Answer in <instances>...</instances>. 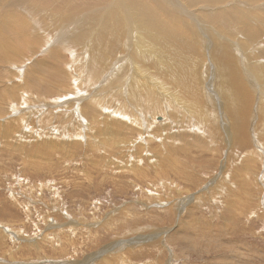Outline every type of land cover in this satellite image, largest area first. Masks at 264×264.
<instances>
[{"label":"rangeland","instance_id":"1","mask_svg":"<svg viewBox=\"0 0 264 264\" xmlns=\"http://www.w3.org/2000/svg\"><path fill=\"white\" fill-rule=\"evenodd\" d=\"M144 1L152 2L149 8L164 21L177 17L186 22L181 21L180 27L197 45L189 47L192 57L181 56L183 68H177L178 76L185 74V83L173 81V74L159 62L167 52L164 47L158 49L163 36L153 37L146 15L129 18L121 27L115 26L117 32H110L115 25L110 16L119 3L112 6L109 0H79L75 14V9L68 12L67 7L40 6L45 17L38 25H44L46 33L66 27V35L59 36L65 45L50 37L40 48L39 44L24 48L14 63L0 64V90L10 88L3 98L13 96L11 103L0 97V264H264V24L259 16L264 0H225V18H212L207 5L199 14L197 8L179 0H157L165 7ZM10 9L15 12L14 7ZM238 10L252 11L251 27L240 21ZM204 23L227 32L226 49L230 50L231 41L236 42V50L229 54L206 50ZM138 26L148 33L142 32L143 42H139L141 29L135 31ZM234 28L245 31L234 37ZM197 32L203 35L201 42ZM170 34L173 37L171 30ZM100 41L105 42L103 46ZM79 44L93 46L92 53L100 57L104 68L86 83L79 78L85 59V53L76 49ZM168 44L176 47L174 41ZM53 50L58 58L51 54ZM144 50L151 61L141 60ZM48 57L61 58L60 71L67 72L69 66L71 72L67 79L58 74V80L54 76L47 80L54 89L51 95L34 83L39 69L50 71ZM231 67L243 77L230 76ZM154 68L159 70L150 102L145 108L139 104L132 109L127 82L135 101L130 81ZM115 74L119 76L113 83ZM231 77L246 82L250 95L249 102L237 109L247 132L244 145L230 142L225 133L227 123L238 120L221 117V103L228 105L233 99L227 89L234 86ZM67 107L75 111L68 115L62 111ZM19 115H27L31 128L17 125ZM103 115L129 125H112V118L104 120ZM144 116L153 124L149 130ZM141 121L143 125L136 128ZM4 131L14 132L9 138ZM51 140L56 145H44ZM57 140L70 144L61 149ZM132 238L140 239L132 246Z\"/></svg>","mask_w":264,"mask_h":264},{"label":"bare ground","instance_id":"2","mask_svg":"<svg viewBox=\"0 0 264 264\" xmlns=\"http://www.w3.org/2000/svg\"><path fill=\"white\" fill-rule=\"evenodd\" d=\"M106 2H108V0H105ZM154 3H155V5H164V3L162 2V4L159 2V1H157V0H152ZM161 1V0H160ZM166 1H168V0H166ZM179 1H181L183 4H185V5H187V6H189V7H195V8H197L199 11V14H201V11H203L202 9L205 7V5H207L208 7H210V15H211V17L212 18H225L224 17V15H222L224 12L222 11L223 9H225L226 7H224L223 6V4H224V1L225 0H179ZM234 2H239V0H233ZM171 2V1H170ZM226 2V1H225ZM233 2V3H234ZM241 2H242V0H241ZM258 2V1H257ZM47 3H49L50 5H52V6H54V7H60L61 9H65V7H67V10H68V12H70L71 10H73V9H75L76 11L73 13V14H75V13H77V12H79V10H80V6H79V0H64V3L61 1V0H0V7H1V9L3 8V11L0 13V64H5V63H14L13 61H14V59H17L18 57H19V55L24 51L23 49L24 48H26L27 49V47L28 48H30V47H33V45H38L39 44V48H40V46H44V43H46V42H48V41H50L51 39H50V37H54V38H56L57 40H59V36H65L66 35V33H67V29H66V27H64V26H62L61 28H54V29H58V30H56V32L55 33H48L49 32V30L51 29H49L48 31H47V33L45 32V29L43 28L44 27V25L43 26H41V25H38V23H37V21L38 20H43L44 18L43 17H45V11H41L40 12V10L38 9V8H40V6H43V5H46ZM109 3H112V6L113 5H115V4H117V3H119V7L117 8V10L115 11V15H111L110 16V18H111V20L113 21V23L115 24V25H113L112 27H111V29H110V32H117V30L115 29V30H113L114 28H116L115 26H119V27H121V23L124 25V23L123 22H126L127 21V19H129V18H131L132 19V21H133V18H135V16L136 15H140L141 16V18H142V15L144 16V17H148V20H151V21H149L148 22V24H149V31L152 33V35H153V37H156V36H159V33H161V35L163 36V38L162 39H160V40H158L159 41V44H158V49H162L163 47L165 48V50L167 51L166 53H163L162 55L164 56V57H162L163 59H162V61H161V59H160V61L159 62H161V63H164L165 64V67H164V70L166 71V72H169V74L170 75H172L173 74V76H170L171 77V79L173 80V81H176V82H179V80L181 79V81L179 82V83H185V74H184V76H178V74H180L179 73V69H177V68H183V66H182V64H180L181 62H180V59H181V56L183 57L184 55H190L191 57L193 56V54H192V52L190 51L189 52V47H195L194 46V42H191L189 39L190 38H188V37H186V32H184V29H181V27H180V22L182 21V20H178V18L177 17H173V20H171V21H164L163 19H161L160 18V16L158 15V11L156 12V10L154 9V8H149L150 7V5L152 4V2H151V4L149 3V2H147V1H144V0H109ZM170 4H172V2L170 3ZM173 4L175 5V3L173 2ZM241 4H243V3H241ZM184 5V6H185ZM111 6V5H110ZM226 6H228V5H226ZM232 6V5H231ZM239 6H240V3H239ZM246 6L248 7V9L251 7V5H248V4H246ZM10 7H14V9H15V12L14 11H12L11 9H10ZM164 7H165V5H164ZM164 7H162V10L164 9ZM233 7H234V5H233ZM149 8V9H148ZM167 8V7H166ZM179 8V7H178ZM182 8V7H181ZM228 8H231V7H229L228 6ZM227 8V9H228ZM169 9H171V8H169ZM173 9V8H172ZM175 9H177V8H175ZM234 9H236V8H234ZM247 9V8H246ZM255 9V8H254ZM257 9V8H256ZM165 10H167V9H165ZM194 10V9H193ZM262 10V9H261ZM164 11V10H163ZM173 11H174V9H173ZM179 11V10H178ZM177 11V12H178ZM182 11L184 12V13H186L187 11H186V9L185 8H182ZM197 11V10H196ZM258 11V10H257ZM168 12V11H167ZM176 12V13H177ZM181 12V11H180ZM182 12V13H183ZM237 14H238V16L240 17V21L241 22H245V21H247V23L245 24L246 26H248V27H251V24H250V20H251V18H250V14L252 13V11H242V12H244V13H240L239 12V10L238 11H235ZM72 14V15H73ZM170 14V13H169ZM193 14H195L194 12H189V15L190 16H193ZM207 14V13H206ZM57 16H60V13H58V14H56ZM67 15V14H66ZM66 15H61V18H64ZM146 15V16H145ZM184 15V14H183ZM185 16V15H184ZM259 16H262V18H263V21H262V23L264 24V10L262 11V13H259ZM72 16H70L69 17V19L71 18ZM179 17V16H178ZM204 18V17H203ZM74 19V18H73ZM213 20V19H212ZM244 20V21H243ZM27 21H29V22H31L32 23V28L29 26V23L27 22ZM40 21V22H41ZM39 22V23H40ZM177 22H179V26H178V23ZM183 22V21H182ZM197 22V21H196ZM30 23V24H31ZM43 23V22H42ZM183 23H185L186 24V22H183ZM206 23H207V21H206ZM218 23H219V21H218ZM217 23V24H218ZM205 24V23H204ZM34 25H36V26H34ZM122 25V26H123ZM219 25V24H218ZM182 26V25H181ZM185 26V25H184ZM214 26H216V24L214 25ZM220 26V25H219ZM183 27V26H182ZM187 27V26H186ZM213 27V26H212ZM212 27L210 26V25H208V24H205V26L204 27H202L201 26V28H202V30L203 31H205L206 33H207V35H205L204 33V35L206 36H204L205 38V40H206V42L208 43V45H207V47L205 46V44L206 43H204V47H205V49L206 50H208L209 49V52H221V50H225L226 52H221V53H227V54H229V53H231L230 52V50L231 49H235V48H237L236 47V42H234V43H231V41H230V50H228L227 51V49H226V47L228 46V45H226L227 44V42H228V37L227 36H225V34H227V32L225 33V34H222V33H220L219 31H217L218 30V28H216V29H212ZM247 27V28H248ZM262 27H263V25H262ZM48 28V27H47ZM140 28V26H138L136 29H135V31L136 30H138ZM200 28V29H201ZM220 28H222V27H220ZM32 29V30H31ZM141 29V33H140V35H139V42H143V40H144V38H145V36L146 35H143L142 34V32H146V31H144L143 30V28L141 27L140 28ZM199 29V30H200ZM47 30V29H46ZM170 30H171V32H173V37L171 36V34H170ZM231 30V29H230ZM229 30V31H230ZM238 31H241L240 33L238 32ZM244 31H245V29H237V28H234L233 30H231V32H234V37H236V35L237 34H242L243 35V33H244ZM264 31V30H263ZM52 32H54L53 31V28H52ZM201 32V31H200ZM254 32V31H253ZM38 33H41V35L43 36V38L44 39H42L41 40V35H39ZM147 33V32H146ZM190 33V32H189ZM148 34V33H147ZM196 34V37L197 38H199L198 39V42L200 41H202L201 39H202V37H203V35L202 36H200V34H198V32L197 33H195ZM202 34V33H201ZM187 35H189V34H187ZM193 35V34H192ZM231 35H233V34H231ZM255 35V34H254ZM227 37V38H226ZM240 37H242V36H240ZM53 38V39H54ZM210 38V39H209ZM233 38V37H232ZM41 41H40V40ZM52 39V40H53ZM55 39V40H56ZM203 39V40H204ZM238 39V38H237ZM60 42H62V44L63 45H65V42H63V40L62 39H60L59 40ZM169 41H174V44L176 45V47L175 48H172L169 44H168V42ZM39 42V43H38ZM42 42H43V44H42ZM90 43V42H89ZM91 43L94 45V43H95V40L94 41H91ZM99 43H101V46H103L104 45V41H100ZM98 43V44H99ZM83 44V43H82ZM203 44V43H202ZM239 44V43H238ZM22 46V51H20L18 48L19 47H21ZM195 45H197V44H195ZM87 44H84L83 45V48H82V46L80 47V44H79V47H76V49H80L79 51H80V53L82 52V53H85V59L82 61L83 63H82V65L79 67V71L81 70V72H79V78H82V80L86 83V80L87 79H90L91 78V75H93L94 73H95V71H97V69H99V68H101V69H104V68H102V67H100L101 65H100V63H99V58L97 57V55L96 54H94V53H92L94 50H93V46H91V47H89L88 46V48H87ZM100 46V47H101ZM235 48H234V47ZM38 47V46H37ZM36 47V48H37ZM97 47V46H96ZM225 47V48H224ZM103 49H104V47H103ZM191 49H193V50H195V48H191ZM216 49V50H215ZM34 50H36L35 48H34ZM197 50H198V48H197ZM236 50V49H235ZM145 52H142L141 54H140V58H141V60H143V61H149L148 59H147V55H149L148 54V52H146V50H144ZM233 51V50H232ZM34 53H35V51H33ZM50 52V51H49ZM48 52V54H50ZM57 52V51H56ZM55 52V50H53L52 51V53L51 54H53V56H56L57 57V53ZM103 52V51H102ZM196 52V51H195ZM198 52V51H197ZM236 52V51H235ZM59 53V52H58ZM107 53V52H106ZM221 53L219 54V55H217V54H215L217 57H219V56H221ZM50 54V55H51ZM60 54V53H59ZM108 54V53H107ZM195 54V53H194ZM197 54V53H196ZM61 55V54H60ZM103 55V54H102ZM105 55V54H104ZM103 55V56H104ZM198 55V54H197ZM59 56V55H58ZM106 56V55H105ZM56 57H51L50 59H49V57H48V59H47V63L49 64V70L50 71H48V75L45 73V72H43L41 69H39L38 70V75H39V77H35L34 78V83H36V85H37V87H39V91L40 90H42V88L44 87V89H43V91L45 92V91H47L49 94L52 92L53 93V90H51V86H52V84L49 82L48 84H47V80H51L52 79V77L54 76V78H55V76H59L58 74H60L61 76H60V78L62 77V75L67 79V72H68V74H70L71 72H70V70L69 69H67V68H69V64L67 63V68H66V70H67V72L66 71H60V68L62 67V65H61V67H59V61L61 60V58H59V59H57ZM20 58V57H19ZM18 58V59H19ZM24 58V57H23ZM184 58V57H183ZM194 58V57H193ZM103 59H104V57H103ZM65 60V59H64ZM102 60V59H101ZM185 61H186V59H184ZM191 60H193V59H191ZM190 60V61H191ZM151 61V60H150ZM61 62V61H60ZM64 62V61H63ZM195 62H196V59L194 60V62H193V64H195ZM62 63V62H61ZM104 63V62H103ZM183 63V62H182ZM45 64V63H44ZM6 65H8V64H6ZM64 65H65V67H66V64L64 63ZM185 65H186V67H189L188 65L189 64H186L185 63ZM1 66V65H0ZM107 66V65H106ZM107 69V68H106ZM152 69V68H151ZM2 70H5V68H3ZM63 70V69H62ZM120 71H121V69H119ZM154 71H150V69H149V72L148 73H146L145 75H138L139 76V78H135L133 81H130V83H133V85H131V87L133 88V91H134V96H135V98H136V100L134 101L133 100V98H132V96L131 95H129V93H128V88H129V82H127V84H126V86H125V89H126V95H128V97L130 98V101H131V103L132 104H134L133 106V108L132 109H134V108H138V105L140 104V105H142V107L143 108H145L144 106L147 104V103H149L150 102V100H151V98H150V96H151V94L153 93V90H154V85H155V76H157V71L159 70L158 68L156 69V68H154L153 69ZM187 70V69H186ZM228 70H229V72H230V76H235V77H240V75L241 74H239V72L238 71H240L239 69H236V68H228ZM238 70V71H237ZM37 71V70H36ZM181 71H182V69H181ZM180 71V72H181ZM184 71V70H183ZM188 71V70H187ZM194 71V70H193ZM1 73V72H0ZM7 73V72H6ZM115 73V72H114ZM172 73V74H171ZM184 73V72H183ZM77 74H78V71H77ZM116 74H118L117 73V71H116ZM114 75V80H112V82L114 83L116 80V77L117 76H119V75ZM120 74V73H119ZM182 74V73H181ZM72 75V74H71ZM121 75H123V74H121ZM258 75V74H257ZM8 76V75H7ZM36 76V75H35ZM242 76V75H241ZM255 76H256V73H255ZM4 77V76H3ZM51 77V78H50ZM56 77V78H57ZM64 77H63V79H64ZM121 77V76H120ZM243 77V76H242ZM242 77H240V78H242ZM257 77V76H256ZM256 77H255V79H256ZM259 77V76H258ZM6 78V77H5ZM55 78V79H56ZM62 79V80H63ZM231 79H232V83H230V84H232V85H234L233 87L230 85V87L229 88H227V89H230V91H229V93L232 95V97H233V99L228 103V105H226L224 102H222L221 103V105L223 106V110H222V112H221V117L223 116V118H224V116L225 117H227V118H229V119H231V120H238V121H236V122H233V123H227V126H225L224 128H225V133H226V136L229 138V140H230V142L232 141V142H234V143H240V144H245L246 142H247V132H246V127L242 124V122H240L241 121V119L239 118V114H238V112H237V109H238V107L243 103V102H249V100H250V95L248 94L249 92H248V90H247V86H246V82L244 83L243 82V80H235L233 77H231ZM4 80V79H3ZM57 80H58V78H57ZM73 80V79H72ZM107 80V79H106ZM111 80H110V82H111ZM118 80V79H117ZM77 81H79V80H77ZM89 81V80H88ZM107 81H109V80H107ZM122 81V78L120 79V82ZM77 83V82H76ZM84 83V84H85ZM105 83H107V82H105ZM109 83V82H108ZM63 84H66V82H63ZM35 85V84H34ZM33 85V86H34ZM75 85V84H74ZM74 85H73V87H74ZM6 86H8V85H6ZM5 86V87H6ZM11 86H13V85H11ZM84 86V85H83ZM3 87V86H2ZM4 88V87H3ZM75 88V87H74ZM82 88V87H81ZM9 89L10 88H8V89H2V90H0V92H1V94H0V97L2 98V99H5L4 100V102H6V101H8L9 99H11V100H13V96H10V97H7V98H3V96H4V94H8L9 93ZM34 89H35V86H34ZM130 90H131V88H129ZM78 91H79V89H77ZM77 90H75L76 92H77ZM83 90V89H82ZM86 90V89H85ZM18 91V90H17ZM42 91V92H43ZM11 92V91H10ZM13 92V91H12ZM22 92V91H21ZM81 92V91H80ZM46 93V92H45ZM11 94H13V93H11ZM17 94V93H16ZM18 94H20V93H18ZM48 94V95H49ZM125 94V93H124ZM132 94V93H131ZM14 95V94H13ZM38 95V94H37ZM51 95V94H50ZM115 95V94H114ZM150 95V96H149ZM9 96V95H8ZM238 96H241V97H243V99H240V98H238ZM19 97H21V96H19ZM111 97H113L112 95H111ZM23 98V97H22ZM126 98V97H125ZM16 99V98H15ZM11 100H9L10 101V103H11ZM92 100V99H91ZM96 101V100H95ZM145 101H147V102H145ZM259 101H261V100H259ZM87 102V101H86ZM71 103V102H70ZM73 103V102H72ZM260 103V102H259ZM88 104V103H87ZM87 104H83V105H86V106H88ZM257 104V103H256ZM255 104V105H256ZM68 105V104H67ZM73 105V104H72ZM76 105V104H75ZM252 105V104H251ZM11 106H12V104H11ZM69 106V105H68ZM77 106V105H76ZM7 107V106H6ZM65 107V106H64ZM70 107V106H69ZM69 107H67V109L66 108H62V111H68V112H66V113H68V115H69V112L70 111H72V110H74L75 111V109L73 108L72 110H68V108ZM211 107H213V109H214V106H212L211 105ZM253 107V106H252ZM9 108V107H8ZM11 108V107H10ZM13 108V107H12ZM11 108V109H12ZM70 108H72V107H70ZM84 108V107H83ZM89 108V107H88ZM88 108H86V109H88ZM91 108V107H90ZM118 108V107H117ZM255 108V107H254ZM16 109V108H15ZM131 109V108H130ZM131 109V110H132ZM250 109H251V106L249 107V110H248V114L250 113ZM3 110V109H2ZM60 111H61V108L59 109ZM91 110V109H90ZM89 109H88V111H90ZM94 110V109H93ZM195 110L196 109H194V107L192 108V111L193 112H195ZM4 111V110H3ZM7 111H8V109H7ZM11 111H13V110H11ZM83 111H84V109H83ZM143 111V110H142ZM145 111V110H144ZM252 111V110H251ZM125 112V111H124ZM262 112V111H261ZM65 113V114H66ZM74 113V112H73ZM90 113V112H89ZM88 113V114H89ZM111 113V112H110ZM145 113H146V111H145ZM22 114V113H21ZM64 114V115H65ZM115 114V113H114ZM67 115V114H66ZM74 115H75V113H74ZM95 115V114H94ZM116 115V114H115ZM88 115L86 114V117H87ZM113 115H111V116H108V115H103V118H104V120H105V117H108V118H112V120H111V124L112 125H115V126H126V124H128V122H126V121H117L116 119H115V117H112ZM19 117H20V115H19ZM74 117V116H73ZM90 117V116H89ZM93 117V116H92ZM264 117V116H263ZM79 118H81V117H79ZM117 118V117H116ZM144 120L143 121H145V125H147V128H148V130H149V128H151L152 127V125L153 124H149V123H147L146 122V120H147V117L146 116H144V117H142ZM168 118V117H167ZM167 118H166V120H167ZM243 118V117H242ZM81 119H83V118H81ZM87 119H88V117H87ZM96 119V118H95ZM128 119H129V117H128ZM131 119H132V117H130V120H128L129 122H132L131 121ZM244 119V118H243ZM73 120V119H72ZM93 120V119H92ZM165 120V121H166ZM261 120V119H260ZM13 121H15V120H13ZM80 121V120H79ZM82 121V120H81ZM84 121V120H83ZM86 121V120H85ZM88 121V120H87ZM143 121H141V122H138L136 125H134V126H136V128H140L142 125H143ZM17 125L19 124L20 125V127L25 123V126L27 127V128H31V122H28V118H27V115L26 116H23L22 115V117H20L17 121ZM71 122H73V121H71ZM76 122V121H75ZM103 122V121H102ZM106 122V121H105ZM149 122V121H148ZM8 123V122H7ZM26 123L28 124V126L26 125ZM82 123V122H81ZM85 123V122H84ZM83 123V124H84ZM6 124V123H5ZM92 124V123H91ZM103 124H104V122H103ZM106 124V123H105ZM11 125H12V123L9 125H6L5 127L6 128H10L11 127ZM16 125V126H17ZM84 125H86V124H84ZM129 125V124H128ZM88 126H89V124H88ZM105 126V125H104ZM108 126V125H107ZM109 126H110V124H109ZM132 126V125H131ZM133 126V127H134ZM5 127H4V129H5ZM19 127V126H18ZM90 127H91V125H90ZM97 127V126H96ZM102 127V126H101ZM113 127V126H112ZM146 127V126H145ZM144 127V131H145V129H147V128H145ZM16 128V127H15ZM102 128H104V127H102ZM17 129V128H16ZM15 129V130H16ZM87 129H88V127H87ZM95 129H97V128H95ZM101 129V128H100ZM109 129V128H108ZM118 129H120V128H118ZM122 129V128H121ZM156 129V128H155ZM126 130V129H125ZM26 131V130H25ZM24 131V132H25ZM95 131V130H94ZM97 131V130H96ZM129 131H130V129H129ZM13 132L14 131H11V132H7V131H4L3 133L5 134V136L7 135V136H9V138H10V136L13 134ZM72 132V131H71ZM87 132V131H86ZM19 133V132H18ZM148 133V132H147ZM87 134H89V133H87ZM102 134H104V133H102ZM108 134V133H107ZM14 135H20V134H14ZM92 135V134H91ZM139 135V134H138ZM147 135V134H146ZM41 136V135H40ZM72 136V135H71ZM77 136V135H76ZM102 136V135H101ZM149 136H150V134H149ZM65 137V136H64ZM70 137V136H69ZM79 137V136H78ZM81 137V136H80ZM87 137V136H86ZM151 137V136H150ZM13 138H15V140H17V136H14ZM92 138H93V136H92ZM105 138V137H104ZM1 139V138H0ZM4 139H5V137H4ZM146 139V138H145ZM224 139V138H223ZM249 139V138H248ZM6 140V139H5ZM10 140V139H9ZM73 140V139H72ZM85 140V139H84ZM83 140V141H84ZM87 140V139H86ZM104 140V139H103ZM102 140V141H103ZM148 140V139H147ZM146 140V141H147ZM41 141V140H40ZM39 141V142H40ZM61 141V140H60ZM59 140H57V145L59 146V148H61L62 149V146H64V147H67V146H69V144L70 143H68V142H60ZM74 141V140H73ZM89 141V140H88ZM44 142V141H43ZM69 142H71V141H69ZM54 144V145H56L54 142H53V140H51V141H47V143H45L44 145L46 146V145H48V144ZM80 142H78V146H80V144H79ZM90 143V142H89ZM99 143V142H98ZM126 143V142H125ZM39 144V143H38ZM72 144V143H71ZM96 144H97V142H96ZM239 144V145H240ZM43 145V146H44ZM74 145H76L75 143H74ZM129 145V144H128ZM231 145H233V144H231ZM42 146V147H43ZM78 146H76V147H78ZM100 146V145H99ZM102 146H103V144H102ZM147 146V145H146ZM49 147H50V145H49ZM233 147V146H232ZM52 148V147H51ZM96 148H97V146H96ZM50 149V148H49ZM69 149H71L70 147H69ZM76 149V148H75ZM135 149H137V148H135ZM72 150H73V148H72ZM128 150V149H127ZM152 150V149H151ZM86 151V150H85ZM149 154V153H148ZM151 154V153H150ZM12 155V154H11ZM75 155V154H74ZM49 156V155H48ZM62 156V155H61ZM156 156V155H155ZM147 157H149V156H147ZM154 157V156H153ZM157 157V156H156ZM64 158V157H63ZM150 159H151V157H149ZM66 159V158H65ZM59 160H61V158L59 159ZM64 160V159H63ZM66 161H68V160H66ZM153 161V160H152ZM157 162V161H156ZM225 162V161H224ZM64 163V162H63ZM170 163V162H169ZM227 166V165H226ZM225 166V167H226ZM223 167V166H222ZM224 167V168H225ZM223 172V171H222ZM226 172V171H225ZM83 173V172H82ZM218 177V176H217ZM220 177V176H219ZM221 183V182H220ZM227 187V186H226ZM231 190V189H230ZM222 192V191H221ZM229 192H231V191H229ZM233 194V193H232ZM231 195V194H230ZM230 195H229V197H230ZM237 202V201H236ZM181 204V203H180ZM230 204V203H229ZM53 212V211H52ZM47 224V223H46ZM1 232H2V235H3V231L2 230H0ZM21 232V231H20ZM1 235V234H0ZM1 235V236H2ZM36 235V234H35ZM1 236H0V239H1ZM5 237V236H4ZM8 237V236H7ZM150 238V237H149ZM11 239V238H10ZM16 239V238H15ZM140 239V238H139ZM139 239H137V238H132V239H130L129 241V244H131V243H133L132 244V246L136 243V242H138L139 241ZM146 239V238H145ZM145 239H142V240H145ZM151 239H154V238H151ZM124 244H126V243H124ZM35 245V244H34ZM127 245V244H126ZM31 248L33 247V246H30ZM110 247V246H109ZM107 248V247H106ZM117 248H119V247H117ZM35 249L37 250V249H39L40 250V248L39 247H35ZM34 249V250H35ZM25 254V253H24ZM21 255V254H20ZM26 255V254H25ZM114 255V254H113ZM109 258L108 259H110V256H108ZM107 258V257H106ZM28 259V258H27ZM26 259V260H27ZM104 259V258H103ZM113 259V258H112ZM105 260V259H104ZM56 261V260H55ZM35 262H36V260H35ZM65 261H63V263H64ZM107 262H109V260L107 261ZM29 263V262H28ZM28 263H26V262H23L22 264H28ZM60 263V262H59ZM62 263V264H63ZM106 263V262H105Z\"/></svg>","mask_w":264,"mask_h":264}]
</instances>
